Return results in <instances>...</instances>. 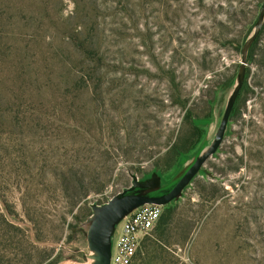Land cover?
<instances>
[{
    "label": "rangeland",
    "instance_id": "rangeland-1",
    "mask_svg": "<svg viewBox=\"0 0 264 264\" xmlns=\"http://www.w3.org/2000/svg\"><path fill=\"white\" fill-rule=\"evenodd\" d=\"M242 68L218 149L131 264H264V0H0V264L86 263L92 206L177 179Z\"/></svg>",
    "mask_w": 264,
    "mask_h": 264
},
{
    "label": "water",
    "instance_id": "water-1",
    "mask_svg": "<svg viewBox=\"0 0 264 264\" xmlns=\"http://www.w3.org/2000/svg\"><path fill=\"white\" fill-rule=\"evenodd\" d=\"M260 21L261 18L257 22V30L253 32L246 42L243 53L248 49L251 42L256 37L261 26ZM243 79L244 70L242 68L237 78L236 85L229 95L225 110L212 138L211 145L204 153L196 155L192 161L186 165V168L177 179H174L170 183L163 184L160 175L156 172H153L144 179H137L136 176L133 175L131 176V186L128 189H124L121 194L100 206H92V214L87 220L85 232L87 248L90 252L95 254L91 264H110L114 240L119 226L125 217L146 204L157 206L168 205L180 195L192 178L202 170L203 164L216 152L222 141L229 116L241 89ZM205 123V121H196L197 125ZM10 222L20 227H27L26 224L20 221L10 219ZM34 242L40 246L53 245L50 243Z\"/></svg>",
    "mask_w": 264,
    "mask_h": 264
},
{
    "label": "built area",
    "instance_id": "built-area-1",
    "mask_svg": "<svg viewBox=\"0 0 264 264\" xmlns=\"http://www.w3.org/2000/svg\"><path fill=\"white\" fill-rule=\"evenodd\" d=\"M161 216V206L146 204L124 218L116 234L110 264H131Z\"/></svg>",
    "mask_w": 264,
    "mask_h": 264
},
{
    "label": "trees",
    "instance_id": "trees-1",
    "mask_svg": "<svg viewBox=\"0 0 264 264\" xmlns=\"http://www.w3.org/2000/svg\"><path fill=\"white\" fill-rule=\"evenodd\" d=\"M245 80V77H244ZM245 84V83H244ZM246 85V84H245ZM243 90V89H242ZM192 134H191V138H194V136H196V139L198 140L201 137L202 134V130L198 127H195L192 124ZM196 140V141H197ZM187 144V145H186ZM196 145V142H188V143H180V142H175L172 144V146L169 148L168 152H167V159L164 162V167L163 168H158V171H166L172 168V166L174 165V163L176 162V160L183 155L186 152H189L190 150H192ZM172 209L173 208H166L164 209L163 214L160 216L159 221L157 223V228H160L162 226H164L167 222L168 216L171 215L172 213ZM13 229H17L20 230L19 228H15L14 225L9 224ZM137 254V253H136ZM50 264H57L56 262L54 263H50Z\"/></svg>",
    "mask_w": 264,
    "mask_h": 264
},
{
    "label": "bare ground",
    "instance_id": "bare-ground-1",
    "mask_svg": "<svg viewBox=\"0 0 264 264\" xmlns=\"http://www.w3.org/2000/svg\"><path fill=\"white\" fill-rule=\"evenodd\" d=\"M211 143H212V139H209V140L205 141L203 143V145L201 146V148L199 149L197 155L201 154V153H204L209 148ZM94 256H95V254L93 252H90L88 261L86 263H84V264H91L93 262V257ZM59 264H78V263H73V262H70V261H66V262H62V263H59Z\"/></svg>",
    "mask_w": 264,
    "mask_h": 264
}]
</instances>
